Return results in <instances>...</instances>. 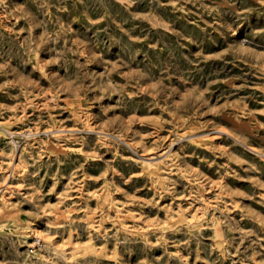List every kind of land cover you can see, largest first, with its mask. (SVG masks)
<instances>
[{"label": "clouds", "instance_id": "9594fccd", "mask_svg": "<svg viewBox=\"0 0 264 264\" xmlns=\"http://www.w3.org/2000/svg\"><path fill=\"white\" fill-rule=\"evenodd\" d=\"M264 0H0V264H264Z\"/></svg>", "mask_w": 264, "mask_h": 264}, {"label": "rangeland", "instance_id": "374dc122", "mask_svg": "<svg viewBox=\"0 0 264 264\" xmlns=\"http://www.w3.org/2000/svg\"><path fill=\"white\" fill-rule=\"evenodd\" d=\"M261 119H264V117H261Z\"/></svg>", "mask_w": 264, "mask_h": 264}]
</instances>
